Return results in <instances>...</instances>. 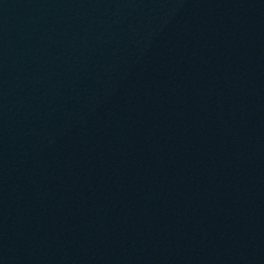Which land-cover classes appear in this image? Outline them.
<instances>
[{
    "label": "water",
    "instance_id": "water-1",
    "mask_svg": "<svg viewBox=\"0 0 264 264\" xmlns=\"http://www.w3.org/2000/svg\"><path fill=\"white\" fill-rule=\"evenodd\" d=\"M0 264H264V0H0Z\"/></svg>",
    "mask_w": 264,
    "mask_h": 264
}]
</instances>
